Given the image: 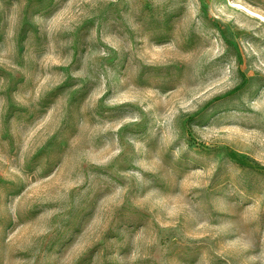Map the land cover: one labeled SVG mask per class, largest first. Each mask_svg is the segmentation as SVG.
Wrapping results in <instances>:
<instances>
[{
  "label": "rangeland",
  "instance_id": "rangeland-1",
  "mask_svg": "<svg viewBox=\"0 0 264 264\" xmlns=\"http://www.w3.org/2000/svg\"><path fill=\"white\" fill-rule=\"evenodd\" d=\"M0 264H264V0H0Z\"/></svg>",
  "mask_w": 264,
  "mask_h": 264
}]
</instances>
